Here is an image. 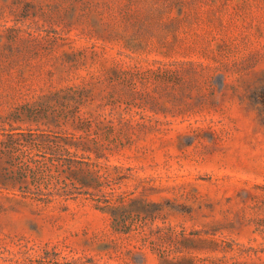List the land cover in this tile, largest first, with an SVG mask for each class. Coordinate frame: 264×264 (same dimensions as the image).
<instances>
[{
  "label": "rangeland",
  "instance_id": "374dc122",
  "mask_svg": "<svg viewBox=\"0 0 264 264\" xmlns=\"http://www.w3.org/2000/svg\"><path fill=\"white\" fill-rule=\"evenodd\" d=\"M0 264H264V0H0Z\"/></svg>",
  "mask_w": 264,
  "mask_h": 264
}]
</instances>
